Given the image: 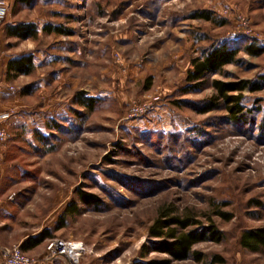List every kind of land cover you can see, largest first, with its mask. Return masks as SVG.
Returning <instances> with one entry per match:
<instances>
[{
    "label": "rangeland",
    "instance_id": "374dc122",
    "mask_svg": "<svg viewBox=\"0 0 264 264\" xmlns=\"http://www.w3.org/2000/svg\"><path fill=\"white\" fill-rule=\"evenodd\" d=\"M15 21L40 32L24 41L0 33V75L17 103L9 113L25 119L6 141L0 264L7 249L42 234V251L28 254L35 259L54 239L82 242L80 264L165 259L143 257L163 210L223 233L193 248L200 262L173 264H264V252L241 246L245 231L264 226V88L243 92V121L222 105L200 113L216 95L211 86L185 93L203 50L248 40L264 47V0H33ZM47 24L70 34H45ZM23 54L34 56L33 73L8 76L6 64ZM237 59L211 81L264 83V54L241 50ZM80 93L99 100L93 111L77 104Z\"/></svg>",
    "mask_w": 264,
    "mask_h": 264
},
{
    "label": "trees",
    "instance_id": "16d2710c",
    "mask_svg": "<svg viewBox=\"0 0 264 264\" xmlns=\"http://www.w3.org/2000/svg\"><path fill=\"white\" fill-rule=\"evenodd\" d=\"M32 9L33 0H17V9ZM198 18L208 22H214L212 14L202 12L197 15ZM225 23L221 21L220 26ZM39 27L33 22H18L14 25L5 27V34L8 38L19 40L36 39L39 35ZM45 34L69 35L70 31L59 26L47 24L43 27ZM243 50L246 54L260 57L264 54V47L253 40L245 42L244 47H236L232 44L213 45L202 51L200 57L192 61V69L189 70L186 81L189 86L185 89V93L199 92L207 86L215 89L216 95L201 106L200 113L206 114L217 110L221 105L230 113L235 121H243L248 115L244 105V91L251 93L259 92L264 88L261 81H241L238 83H225L219 80L211 81L215 75L221 74L224 67L231 64H238L237 59L239 52ZM34 56L31 54H23L12 58L7 65V74L10 77L29 76L35 69ZM26 91V90H25ZM234 93H237L236 95ZM77 104L93 111L98 99L88 97L85 93H80L77 97ZM53 130H59L60 126L56 123L50 127ZM39 138L44 139L40 134ZM83 200L88 204H99V200L92 195L84 196ZM221 216L227 218V215L221 213ZM191 216H182L180 214H172L166 210L161 211L159 218L155 221L150 230V238L156 239L144 246L143 257L149 253H160L167 255L165 259H153L150 261H138L135 264H173L177 261H186L194 259L200 262L203 258L198 252H194L193 248L202 242L219 243L223 240V233L214 225L207 227L199 226ZM49 235L42 234L35 238L29 239L21 245L22 250L27 251L39 246ZM241 246L253 253L264 252V226L256 229L247 230L242 234Z\"/></svg>",
    "mask_w": 264,
    "mask_h": 264
},
{
    "label": "crops",
    "instance_id": "0c3cea01",
    "mask_svg": "<svg viewBox=\"0 0 264 264\" xmlns=\"http://www.w3.org/2000/svg\"><path fill=\"white\" fill-rule=\"evenodd\" d=\"M16 6H17V0H6L7 15H6V18L2 24V27L0 28V33L4 29V27H6L7 25H14V24L18 23L15 21L17 15L21 14L23 11L26 10V9H21L18 11V13H15L13 16L12 12ZM42 31H43V29H42ZM8 63L6 64V66L8 65ZM1 78H2V81H1ZM3 84H4V77H1V75H0V128L4 129L7 132L8 138H9L10 133H11V129L16 128V127H18V128L22 127V124H23V122H25V119H22L21 116H13V114L12 115L10 114L11 110L16 109L17 103H16V101H14V98H15L13 95L14 92L11 91L12 86H6V85L4 86ZM10 85H12V84H10ZM7 142L4 143L2 146H0V188L2 186L3 180H5L6 177H9L11 174V167L12 166H11V163L7 160V154L9 152V144ZM31 238H35V237L27 238L25 241L22 242V244L27 242ZM43 243H41L39 246L33 248L32 250L27 251V254H29V255L30 254H33V255L39 254L42 250H40V252L38 250H39V248H41ZM1 246L2 245L0 242V247ZM61 259L62 258L59 257L50 263H41V264H63Z\"/></svg>",
    "mask_w": 264,
    "mask_h": 264
},
{
    "label": "built area",
    "instance_id": "2783aa9c",
    "mask_svg": "<svg viewBox=\"0 0 264 264\" xmlns=\"http://www.w3.org/2000/svg\"><path fill=\"white\" fill-rule=\"evenodd\" d=\"M7 7L6 0H0V28L6 18ZM14 90V88H12ZM145 108V107H143ZM134 108V113H143L146 109ZM8 139L7 132L0 128V146ZM85 247L82 242L75 240L54 239L47 245L46 253L41 259H35L25 253L21 246H14L4 252L3 264H41L50 263L57 258L68 259L72 264H80Z\"/></svg>",
    "mask_w": 264,
    "mask_h": 264
}]
</instances>
